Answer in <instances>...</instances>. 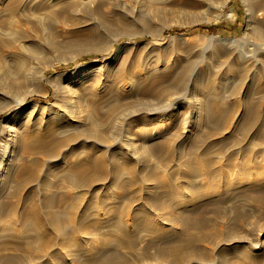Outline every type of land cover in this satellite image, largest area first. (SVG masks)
<instances>
[{
	"label": "bare ground",
	"instance_id": "bare-ground-1",
	"mask_svg": "<svg viewBox=\"0 0 264 264\" xmlns=\"http://www.w3.org/2000/svg\"><path fill=\"white\" fill-rule=\"evenodd\" d=\"M90 1L6 3L21 17L5 27L0 22V264H262L264 240L256 244L246 229L252 212L233 213L230 220L222 208L233 202V193L246 189L264 205V0H241L244 33L251 39L189 37L188 61L179 71L173 59L160 60L158 50L170 41L158 38L141 65L148 69L155 62L151 72H124L114 61L83 64L73 73L46 75L53 92L48 103H30L28 92L18 96L26 83L49 94L45 87L41 92L40 80L50 63L29 79L30 62L48 52L41 45H23L29 29L44 30L46 15L67 19L66 10ZM228 1L183 0L182 5L195 13L216 5L221 12ZM104 23L103 29L91 28L90 37L49 40L48 47L85 45L108 53L125 30L128 38L134 35L124 24ZM201 59L207 61L200 66ZM209 68L217 73L205 80ZM226 85L235 97L228 108L221 103ZM184 89L199 95L191 125L180 120L181 106L170 99ZM86 113L92 120L99 116L102 124H87ZM135 115L134 142L114 141L100 127L116 119L123 126ZM201 125L206 131H197ZM177 143L187 145L184 153L176 152ZM149 154L164 159L162 170L150 167ZM142 233L158 237L159 245L148 243L139 252Z\"/></svg>",
	"mask_w": 264,
	"mask_h": 264
},
{
	"label": "rangeland",
	"instance_id": "rangeland-1",
	"mask_svg": "<svg viewBox=\"0 0 264 264\" xmlns=\"http://www.w3.org/2000/svg\"><path fill=\"white\" fill-rule=\"evenodd\" d=\"M7 1L8 0H0V22L3 23L4 27L12 23L11 19L14 17L15 18L12 19V21L14 20L13 23L17 24V20H19L21 17L19 14H12L11 11L6 8ZM182 1L183 0H91L90 3L86 5V7L80 6L77 8H69L68 11L66 10V15L64 17L66 18L67 16V19H60L57 17V15H46L43 25L45 26V29L40 31H31L29 29L28 37L23 41V45L26 47L33 44L41 45L40 47L42 50L45 49L48 51L45 55L41 56L39 60H32L30 62L31 75L29 76V79L35 78V73L40 66L50 63V67L44 72V78L42 77L40 80L41 92H44L43 87H45L49 94L47 96H42V94L36 92V89L32 84L26 83L25 86L18 92V96L25 93L27 94L28 92V94L32 93V96L27 98L30 103L35 101L42 104L48 103L53 99V92L52 87L45 83L46 75L64 71L73 73L71 71H73L75 67L83 64L99 66L101 64L104 65V63L107 62L113 63L114 61V63L118 65L117 69H121L124 72L129 71L132 73L133 71L132 74H145V72H151L152 68L156 64L155 62L152 61L151 64H148V69H143L141 65H143L144 59L150 56L152 48L154 47L152 43L158 38L161 40L165 39L170 41L166 46L167 48H161L157 50L159 51L158 53L160 60H166L168 58L173 59V61H170L176 64L174 65L176 71L184 68L188 61V58L185 54L188 50V41L186 40L189 37H193L195 35L210 36L214 34L223 38L238 39L240 37V39L244 40L245 42L246 40L251 39V37L246 35V32L244 33L246 11L241 0H229L228 4L221 12L217 9H214L216 8V5H214L213 8H208L201 13H195L184 8ZM61 10V7H57L55 12L58 13L61 12ZM30 12L31 10L27 13ZM42 12L44 11L42 10ZM231 12L234 13L235 16H232ZM217 14L219 18L216 17ZM104 22L110 23L112 25L114 24V26L115 24H124V26L122 25L123 27H128L129 32L134 33L131 38H128L127 30H125L123 34L119 35L120 38L117 39V42L113 43V46L110 48L111 50L108 52L111 55L106 51L89 50L87 47H85V45H79V47L77 46L75 48L63 47L56 50H51L48 47L50 42L49 40L70 42L79 36L82 38L90 37L92 35L91 28L93 29L94 27L99 26L101 29H103L107 26ZM120 29L121 28L118 27L117 33L120 31ZM244 41L243 43H245ZM157 50L155 51L157 52ZM114 51H117V56L114 54ZM179 56L181 58H179ZM193 56H197V54H193ZM203 60L207 61V59H201L202 63L201 61L199 62L200 66L205 63ZM54 63L57 64L54 65ZM209 69L211 70L208 71L209 74H205V80H211L212 76L210 75H212L214 72L217 73L213 68ZM228 71L230 72L227 73V75L231 74V70ZM184 90H178L177 92L171 94L170 99H172L174 102L171 104H180L181 106L180 108L182 112L179 113L180 120L182 119L183 122L187 120V125H191L194 123V121H197V114L193 111V105L194 101L198 99L199 95L197 91H193L192 89H188L187 91ZM231 93L232 92L228 85L224 86V88L221 87V103L223 104L224 108H228L235 102V97ZM226 99L229 101L232 100L230 101L231 103L229 101L227 102ZM168 103L169 101H164L163 104L167 105ZM131 109L134 110L135 108L132 107ZM164 114L162 115L165 118H169L170 114L168 112L164 111ZM91 115L93 114L86 113L85 115L87 124L93 125L94 123L99 122L100 124L102 122L100 121L99 116H95L92 120ZM137 117L138 116L135 115L131 118H127L126 124L123 126H121V119H116L112 120L106 125L103 123V125L100 127L104 126L102 129L109 133V137L112 136V140L119 143L122 142L123 144H128L133 141L132 136L135 137L132 133L134 128H131V120H134ZM3 119L4 114L0 113V135L2 132L1 122ZM197 131H206L205 126H198ZM199 143L201 145V142ZM186 146L187 145L185 143H177L175 145L177 150L176 152L180 154L184 153L183 151H186ZM146 158L151 164V168H155L156 171L162 170L161 163L164 161V159L161 158L160 160V158L158 159L155 155L150 154L147 155ZM128 175L129 174H127V178L130 177V175ZM177 182L178 181H176L174 184L178 185ZM132 188H128L130 192H134L136 189L135 187ZM79 190L80 188L78 187L76 189V193ZM247 192H249L248 195ZM235 193H233V202L227 205L228 207L222 209L226 212H230V220L233 217V213L244 214L245 212H252L253 219H251V221L253 224L251 223V225H248L246 229L248 230L247 232H249L248 236L250 238H254V242L259 244L260 241L264 240V231H262L264 228V205L257 204V202L254 200V197L252 196L253 189L240 190V192ZM187 201L189 202L190 200L188 199ZM181 204L185 205L186 203L182 202ZM206 215L208 216L209 220H214L215 218L213 213ZM257 215L260 218H263L260 220ZM230 220H227V223ZM140 236L143 241L137 246L139 252L142 250V247L148 243L153 242L154 244L159 245L158 237L144 236L143 233L140 234ZM109 249L111 248H106L105 251H108ZM123 253L126 254V256H128L130 259L134 258L129 253ZM259 263L264 264L263 258Z\"/></svg>",
	"mask_w": 264,
	"mask_h": 264
},
{
	"label": "trees",
	"instance_id": "trees-1",
	"mask_svg": "<svg viewBox=\"0 0 264 264\" xmlns=\"http://www.w3.org/2000/svg\"><path fill=\"white\" fill-rule=\"evenodd\" d=\"M212 28V27H211Z\"/></svg>",
	"mask_w": 264,
	"mask_h": 264
}]
</instances>
